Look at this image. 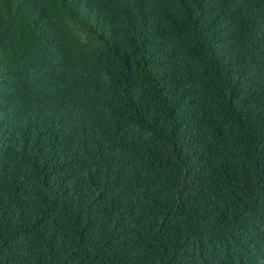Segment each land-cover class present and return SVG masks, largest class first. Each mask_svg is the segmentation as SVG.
Masks as SVG:
<instances>
[{"label":"trees","instance_id":"obj_1","mask_svg":"<svg viewBox=\"0 0 264 264\" xmlns=\"http://www.w3.org/2000/svg\"><path fill=\"white\" fill-rule=\"evenodd\" d=\"M0 264H264V0H0Z\"/></svg>","mask_w":264,"mask_h":264}]
</instances>
